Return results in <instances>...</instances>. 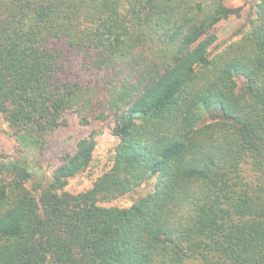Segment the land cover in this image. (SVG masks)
Instances as JSON below:
<instances>
[{
  "label": "trees",
  "instance_id": "obj_1",
  "mask_svg": "<svg viewBox=\"0 0 264 264\" xmlns=\"http://www.w3.org/2000/svg\"><path fill=\"white\" fill-rule=\"evenodd\" d=\"M251 7L215 51L240 11L226 0H0V117L19 143L42 149L69 115L118 138L78 193L96 131L45 184L0 153V264H264V0Z\"/></svg>",
  "mask_w": 264,
  "mask_h": 264
},
{
  "label": "rangeland",
  "instance_id": "obj_2",
  "mask_svg": "<svg viewBox=\"0 0 264 264\" xmlns=\"http://www.w3.org/2000/svg\"><path fill=\"white\" fill-rule=\"evenodd\" d=\"M253 0H226L230 7L239 8V14H233L223 19L215 28L218 40L214 45L215 51L222 49L226 44L238 39L240 33L249 26L251 5ZM69 123L59 126L54 132L45 136L44 146L38 147L37 135L27 133L20 143L8 122L0 117V153L6 156L7 161L21 160L29 166L33 173L30 184L40 181L49 182L54 169L58 166L60 156L64 151L74 150L77 142L84 136L96 131L97 146L94 152L92 164L76 176L70 178L66 190L78 193L92 187L95 180L108 171L114 161V147L118 138L111 128V121L92 122L89 125H81L73 115L68 116ZM19 143V144H18ZM154 181L142 184L135 191L119 196L110 201L102 202L105 206H131L136 200L152 191ZM188 264H199L196 260Z\"/></svg>",
  "mask_w": 264,
  "mask_h": 264
}]
</instances>
